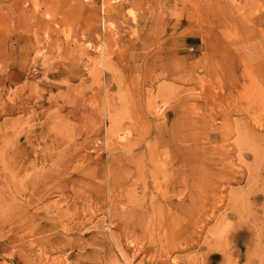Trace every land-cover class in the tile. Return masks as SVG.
Returning <instances> with one entry per match:
<instances>
[{"label": "rangeland", "instance_id": "1", "mask_svg": "<svg viewBox=\"0 0 264 264\" xmlns=\"http://www.w3.org/2000/svg\"><path fill=\"white\" fill-rule=\"evenodd\" d=\"M261 158L264 0H0V264H263Z\"/></svg>", "mask_w": 264, "mask_h": 264}, {"label": "bare ground", "instance_id": "2", "mask_svg": "<svg viewBox=\"0 0 264 264\" xmlns=\"http://www.w3.org/2000/svg\"><path fill=\"white\" fill-rule=\"evenodd\" d=\"M234 129H235V128H234ZM246 133H247V132H246ZM249 135H250V133H249ZM249 137H250V136H249ZM218 139H220V138H218ZM242 139H243V138H242ZM246 141H247V140H246ZM241 142H243V140H242ZM237 143H238V142H237ZM245 143H246V142H245ZM238 144H239V143H238ZM238 144H237V145H238ZM248 144H250V143H248ZM214 145H215V144H214ZM235 145H236V144H235ZM244 146H245V144H244ZM254 147H255V146H254ZM254 147L251 146L252 149H250V150L253 151V148H254ZM243 149H244V148H243ZM254 149H255V148H254ZM215 150H216V149H215ZM254 151L256 152V149H255ZM241 152H243V151H241ZM258 153H259V152H257V154H258ZM252 154H256V153L253 152ZM241 155H242V153H241ZM255 156H256V155H255ZM258 156H259V155H258ZM206 157H207V156H206ZM241 158L244 159L243 155H242ZM238 159H239V157H238ZM261 159L264 160L263 158H261ZM240 160H241V159H240ZM255 160H256V159H255ZM217 163H218V162H217ZM227 163H228V162H227ZM224 164H226V162H225ZM224 167H225V166H224ZM224 169H225V168H224ZM247 171H248V170H247ZM222 173H223V171H222ZM243 173H244V172H243ZM247 174H248V172H247ZM166 176H167V175H166ZM154 177H155V176H154ZM246 177H247V176H246ZM257 185H258V184H257ZM250 186H251V185H250ZM222 188H223V187H222ZM262 190H263V189H262ZM157 192H158V191H157ZM261 192H263V191H261ZM161 193H162V192H161ZM221 193H222V192H221ZM245 193H246V191H245ZM248 193H250V191H249ZM221 195H222V194H221ZM240 198H241V197H239V199H240ZM243 198L245 199V197H243ZM243 198H241V199H243ZM246 198H247V197H246ZM256 198H257V196H256ZM237 199H238V198H237ZM241 199H240V201H241ZM151 200H152V199H151ZM221 200H222V199H221ZM252 200H254V198H253ZM245 201H246V200H245ZM250 201H251V200H250ZM255 201H256V200H255ZM256 202H257V201H256ZM256 202H255V203H256ZM263 202H264V201H263ZM241 203H242V202H241ZM257 204H258V203H257ZM262 204H263V203H262ZM248 205H249V204H248ZM214 210H215V209H214ZM261 210H262V209H261ZM212 211H213V210H212ZM263 212H264V210H263ZM250 213H251V212H250ZM154 216H155V215H154ZM182 216H183V215H182ZM255 216H256V213H255ZM242 218H243V217H242ZM209 219H210V218H209ZM224 219H225V218H224ZM224 219H223V220H224ZM243 219H244V218H243ZM243 219H241V220H243ZM241 220H240V221H241ZM227 226H228V225H227ZM223 229H224V228H223ZM225 229H226V228H225ZM234 230H235V229H234ZM158 232H159V231H158ZM214 232H215V231H214ZM217 233H218V232H217ZM213 234H214V233H213ZM215 234H216V233H215ZM223 234H224V232H223ZM220 235H222V234H220ZM215 236H216V235H215ZM212 238H213V237H212ZM215 238H216V237H215ZM201 240H202V239H201ZM199 242H200V241H199ZM257 245H258V244H257ZM190 246H191V245H190ZM193 246H194V245H193ZM199 246H200V245H199ZM254 246H255V245H254ZM188 247H189V246H188ZM194 247H197V246L195 245ZM255 247H256V246H255ZM210 248H212V246H211ZM213 248H214V247H213ZM227 250H228V249H227ZM251 250H253V249H251ZM166 252H167V251H166ZM255 252H256V251H255ZM182 254H183V253H182ZM230 254H231V253H230ZM232 254H233V253H232ZM251 254H252V253H251ZM228 255H229V254H228ZM167 256H168V255H167ZM257 256H258V255H257ZM257 256H256V257H257ZM203 257H204V256H203ZM229 257H230V256H229ZM234 258H235V257H234ZM260 258H261V257H259V260H260ZM164 259H165V258H164ZM259 260H258V261H259ZM213 262H214V261H213ZM261 262H262V258H261ZM229 263H230V262H229ZM229 263H228V264H229ZM232 263H233V261H232ZM256 263H257V262H256ZM258 263H259V262H258ZM226 264H227V263H226ZM263 264H264V263H263Z\"/></svg>", "mask_w": 264, "mask_h": 264}]
</instances>
